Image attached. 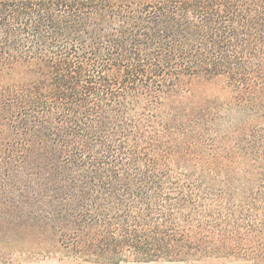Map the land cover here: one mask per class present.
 Returning <instances> with one entry per match:
<instances>
[{
	"label": "trees",
	"instance_id": "trees-1",
	"mask_svg": "<svg viewBox=\"0 0 264 264\" xmlns=\"http://www.w3.org/2000/svg\"><path fill=\"white\" fill-rule=\"evenodd\" d=\"M44 258L264 264V0H0V264Z\"/></svg>",
	"mask_w": 264,
	"mask_h": 264
},
{
	"label": "rangeland",
	"instance_id": "rangeland-1",
	"mask_svg": "<svg viewBox=\"0 0 264 264\" xmlns=\"http://www.w3.org/2000/svg\"><path fill=\"white\" fill-rule=\"evenodd\" d=\"M14 79L18 80V77L16 76ZM20 264H93V263H88L78 259H68L64 261H58L56 258H44V259L24 260ZM121 264H184V263L157 261L150 263L121 262ZM189 264H252V263L245 260L227 259V260H213L208 263L194 262Z\"/></svg>",
	"mask_w": 264,
	"mask_h": 264
},
{
	"label": "crops",
	"instance_id": "crops-1",
	"mask_svg": "<svg viewBox=\"0 0 264 264\" xmlns=\"http://www.w3.org/2000/svg\"><path fill=\"white\" fill-rule=\"evenodd\" d=\"M121 264V263H120Z\"/></svg>",
	"mask_w": 264,
	"mask_h": 264
}]
</instances>
